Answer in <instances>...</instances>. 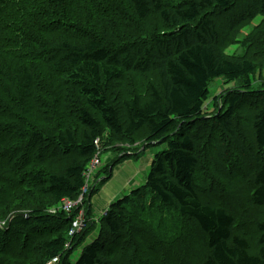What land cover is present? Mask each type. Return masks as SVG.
Instances as JSON below:
<instances>
[{"label":"trees","instance_id":"trees-1","mask_svg":"<svg viewBox=\"0 0 264 264\" xmlns=\"http://www.w3.org/2000/svg\"><path fill=\"white\" fill-rule=\"evenodd\" d=\"M219 14L235 27L264 16V0H0V180H17L22 190L34 187L51 202L30 216L18 214L21 219L13 228L11 223L0 226V252L9 247L10 234L17 233L27 240L40 238L46 262L60 256L59 264H122L119 255L129 241L125 226L143 205L156 218L163 215L166 226L173 217L196 223L204 236L195 241L192 264H264V220L256 222L252 248L246 230L239 233L234 214L202 201L201 138L191 126L180 130L207 122L203 117L214 80L243 81V90L252 93L257 65L223 51L229 38L216 19ZM117 16L134 31L151 16L163 27L149 37L113 41L100 25ZM152 73L159 88L149 86L147 94L140 93L143 97L133 94L122 106L111 101L109 92L126 76ZM243 102L240 93L230 96L228 111L213 128L254 161L250 201L264 213V105L252 112L249 140L236 123ZM76 121L82 128L79 134L67 124ZM106 130L130 142L143 132L147 144L167 147L155 155L145 185L110 206L102 220L106 241L87 245L72 261L85 231L70 236L75 216L58 208L84 193ZM57 159L68 160L62 171L42 168ZM110 177L108 173L106 179ZM148 199L149 205L140 204ZM85 204L83 200L77 209L85 211ZM141 231L144 238L146 226L136 233ZM154 250L160 251L156 245ZM138 253L135 261L155 262L156 257L143 255V247Z\"/></svg>","mask_w":264,"mask_h":264},{"label":"rangeland","instance_id":"rangeland-1","mask_svg":"<svg viewBox=\"0 0 264 264\" xmlns=\"http://www.w3.org/2000/svg\"><path fill=\"white\" fill-rule=\"evenodd\" d=\"M118 18L120 17L110 18L109 21L107 19L103 20L100 25L106 36H109L110 40L113 41L132 40L136 36L149 37L163 27V23L157 16H151L145 21L139 22L135 31L129 29L132 26L131 23L125 27L121 23L123 20H118ZM216 19L225 28L224 32H228L226 37L229 40L223 46V51L233 56H246L257 65V71L251 79L253 83L252 93L243 90V81L237 84H227L223 79L214 80L210 84V96L205 105L203 119L207 122L200 121L196 124L195 121L193 126L187 125L180 130L186 131L191 126L198 138H201V142L198 141V147L201 160L199 172L201 176L199 178L202 201L217 204L234 214L237 219L239 233L242 234L243 230H246V237L253 242L252 248H254L255 239L257 238L256 222L264 220L263 208H257L250 201L253 190L254 161L251 157L237 150L229 141L228 136L226 137L225 134L223 135L220 130L217 131L213 126L218 118L228 111L229 97L237 96L240 93L244 102L235 113L237 115L236 123L243 135L252 140V112L264 105V16L235 27H231L227 23V19L222 18L221 14L217 15ZM234 22L232 19V23ZM128 76L120 83H116L113 91L109 92L111 101L116 106L119 104L122 106V103L133 94H147L149 86L159 88V81L154 73L144 76L137 75V77L132 74L130 75L132 77ZM67 124H71L69 126L72 129L75 128V132L78 134L81 133V124L77 121L76 123ZM147 143V135L143 132L136 134L132 142L125 137H116L108 130L104 132L102 141L97 146L99 154L92 162L93 165L89 166L90 173L86 178L88 187H86V194L84 193L82 199L86 204L84 205L83 223L78 222V234L85 231L83 234L84 243L72 253V261H76L84 247L97 240L106 241L108 237V234H105L106 228L102 220L110 207L99 210L96 208L93 199L96 196L101 197L102 191L106 194L108 189L106 197L113 195V198L116 197V202L124 197L119 198L114 195L119 190H123L121 195L127 193V196L134 186L137 189L145 185L155 155L167 147L163 143L157 145ZM254 151L259 150L256 148ZM67 162L68 160L65 159H57L46 165L43 164L42 168H51V170L60 172L65 168ZM108 173L111 174V177L106 179ZM12 175L7 176V180ZM2 176L3 173L0 177ZM109 181H112V185L107 186L106 183ZM17 183H19L17 180L8 181V183L0 180V226L2 227L8 226L10 223L12 228L16 226V223L21 219L18 214H29L32 210L44 205L51 206L48 195L41 193L34 187H27L22 190L23 187L21 185L20 187L16 186ZM131 184L134 186H131ZM97 186H99L97 188L99 191L96 192L95 187ZM142 203L149 205L150 199L141 201L140 204ZM142 210L143 205L139 207L136 217L131 218L130 223L125 226V236L129 234V241L126 246L129 244L134 248V251L126 250L127 247L125 246L119 255V261L122 264H142L135 261L134 258L141 257L138 252L143 247V255L151 258L156 257L155 262L149 264H192L195 257V241L202 239L204 236L197 228L196 223L193 221L177 222L173 217L170 222L172 225L169 227L166 226L163 215L160 218L158 215L156 218L154 211L149 210L146 212ZM80 211L75 207L69 214H74L73 221L78 218ZM161 213L163 214L162 211ZM155 224H159L162 228L157 226V230H155L153 227ZM144 226H146L147 232L142 238V231L138 235L136 230ZM175 230L176 234H169V232ZM15 234L17 233L10 234L8 237V240L11 241L8 244L9 247L0 252V258L4 260V264L49 263L42 258L43 253L38 245L40 238L32 241L25 239V236L21 237L24 239H21ZM140 240L145 242L140 244ZM184 242L186 243L185 246ZM109 245H112V243ZM155 245L159 247V252L154 250Z\"/></svg>","mask_w":264,"mask_h":264},{"label":"built area","instance_id":"built-area-1","mask_svg":"<svg viewBox=\"0 0 264 264\" xmlns=\"http://www.w3.org/2000/svg\"><path fill=\"white\" fill-rule=\"evenodd\" d=\"M92 165H93V163L91 164V166ZM89 171H90V168H89ZM89 171H88V173L86 175L87 177H88V175L90 173ZM86 187H88V185ZM86 187L83 190L84 193H86ZM84 193L80 196V198L78 200H75V201L74 200H65V202L58 208V210L59 211H63L65 213H67V214H70L72 212V210L75 209V207L77 209L80 205H82V199L84 197ZM84 212H85L84 210H81L80 214L77 216L78 218L75 219L74 221H72V225H71V228H70V231H69V235L70 236L73 237L76 234H78V232H79L78 231L79 230L78 229V222L83 223L82 218H83V213ZM107 213H108V211L105 213V216L107 215ZM69 246H70L69 243L66 244V248L67 249L69 248ZM59 262H60V256H57V257H54L53 259H51L48 264H59Z\"/></svg>","mask_w":264,"mask_h":264},{"label":"crops","instance_id":"crops-1","mask_svg":"<svg viewBox=\"0 0 264 264\" xmlns=\"http://www.w3.org/2000/svg\"><path fill=\"white\" fill-rule=\"evenodd\" d=\"M112 180V179H111ZM112 183V181H109V182H107L106 183V185L108 186V185H110ZM134 184V183H133ZM133 184H131V186H134ZM112 185V184H111ZM128 185V184H127ZM136 187L134 186L133 188H131V190L130 191H133L134 189H135ZM122 191L123 190H119L118 191V193H116V194H114V195H116V196H118L119 198L121 197V196H126V194L127 193H125L124 195H121V193H122ZM107 193H108V189H107ZM106 193V194H107ZM106 194H104V192L102 191V195H101V197L100 196H96L94 199H93V202H94V204H95V206H96V208L97 209H99V210H101V209H103V208H109L114 202H115V198H113L112 196H110V197H106Z\"/></svg>","mask_w":264,"mask_h":264}]
</instances>
